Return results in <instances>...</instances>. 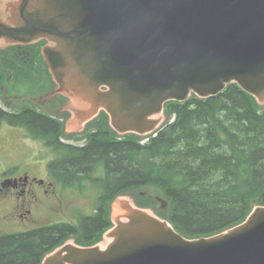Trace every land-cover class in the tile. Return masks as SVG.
<instances>
[{
	"label": "water",
	"instance_id": "obj_1",
	"mask_svg": "<svg viewBox=\"0 0 264 264\" xmlns=\"http://www.w3.org/2000/svg\"><path fill=\"white\" fill-rule=\"evenodd\" d=\"M40 39L56 86L36 101H59L67 134L104 111L118 134L145 136L166 101L230 83L264 105V0H0V49ZM110 218L102 241H66L40 264H264V205L193 238L128 194L114 197Z\"/></svg>",
	"mask_w": 264,
	"mask_h": 264
},
{
	"label": "trees",
	"instance_id": "obj_2",
	"mask_svg": "<svg viewBox=\"0 0 264 264\" xmlns=\"http://www.w3.org/2000/svg\"><path fill=\"white\" fill-rule=\"evenodd\" d=\"M174 115L145 142L135 135L116 138L105 114L84 145L60 140L61 124L33 109H0V123L24 127L57 158L53 176L66 186L99 187V207L78 226L55 223L0 235V264H38L65 238L95 241L110 222L107 204L115 195L142 185L169 199L167 217L186 236L208 235L241 221L254 204H264V107L236 84L215 96L169 101ZM147 203L146 205H149Z\"/></svg>",
	"mask_w": 264,
	"mask_h": 264
},
{
	"label": "rangeland",
	"instance_id": "obj_3",
	"mask_svg": "<svg viewBox=\"0 0 264 264\" xmlns=\"http://www.w3.org/2000/svg\"><path fill=\"white\" fill-rule=\"evenodd\" d=\"M9 58L6 55H0V98H4L0 99L2 108L12 110L15 107L26 105L22 103L18 106L19 103L16 102V106L14 100L11 102L5 97L14 99L23 91L42 93L51 89L50 78L36 56L27 63L24 61L16 63L12 56ZM30 69H32L31 72ZM13 85L14 93L12 94ZM32 105L41 109L33 102ZM100 126H102V121L96 120L86 132L73 136L70 142L75 141L74 143L77 144L86 142L88 135L86 133L96 130ZM144 140L145 138L142 139V141ZM51 157V149L44 146L39 140L28 137L23 129L6 124L0 126V174L16 176L26 171L31 176L47 178L50 182L52 180V183L46 187V194H40L39 206L32 207L30 217L26 219H21L18 216L23 212L25 206H16L11 195L0 197V233L27 230L58 221L71 222L76 218L81 220L86 216L84 214H89L93 209L99 207L100 204H97L96 198H100L102 194H99L97 190L83 187V190L79 191L64 186L55 176L49 179L46 164ZM126 192L135 197L137 204L146 205L150 202L153 210L156 209L160 214L166 216L169 207L166 205L165 208H160L155 199L156 196H163L158 187L142 185ZM140 192L144 194V197L139 195Z\"/></svg>",
	"mask_w": 264,
	"mask_h": 264
},
{
	"label": "flooded vegetation",
	"instance_id": "obj_4",
	"mask_svg": "<svg viewBox=\"0 0 264 264\" xmlns=\"http://www.w3.org/2000/svg\"><path fill=\"white\" fill-rule=\"evenodd\" d=\"M43 44H45L44 41L24 45H12L17 48L11 49L8 47L5 51H0V55H6L8 59L12 56V59L16 63L20 61L27 63L35 57L33 46H42ZM8 53L9 55H7ZM31 71L32 69H30ZM13 88L14 85L12 86ZM3 181L6 185H3ZM51 183L50 180H42L36 176H30L26 171L21 172L18 176H3L0 180V197L11 195L16 206H25L23 207V212L18 215L21 219H25L29 217L32 207L39 206L40 194H46V187ZM36 189L37 191H35Z\"/></svg>",
	"mask_w": 264,
	"mask_h": 264
}]
</instances>
